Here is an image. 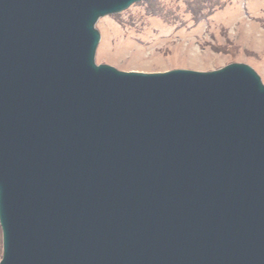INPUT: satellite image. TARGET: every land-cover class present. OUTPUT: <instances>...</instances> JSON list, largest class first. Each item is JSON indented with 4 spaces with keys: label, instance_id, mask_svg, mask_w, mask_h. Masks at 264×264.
<instances>
[{
    "label": "water",
    "instance_id": "obj_1",
    "mask_svg": "<svg viewBox=\"0 0 264 264\" xmlns=\"http://www.w3.org/2000/svg\"><path fill=\"white\" fill-rule=\"evenodd\" d=\"M143 0H0V264H264V83L97 64Z\"/></svg>",
    "mask_w": 264,
    "mask_h": 264
},
{
    "label": "rangeland",
    "instance_id": "obj_2",
    "mask_svg": "<svg viewBox=\"0 0 264 264\" xmlns=\"http://www.w3.org/2000/svg\"><path fill=\"white\" fill-rule=\"evenodd\" d=\"M96 62L123 71L252 66L264 83V0H144L102 17ZM3 234L0 225V261Z\"/></svg>",
    "mask_w": 264,
    "mask_h": 264
}]
</instances>
